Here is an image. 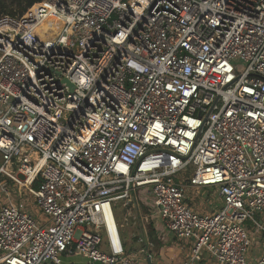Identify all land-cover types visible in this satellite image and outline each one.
<instances>
[{
    "label": "built area",
    "instance_id": "built-area-1",
    "mask_svg": "<svg viewBox=\"0 0 264 264\" xmlns=\"http://www.w3.org/2000/svg\"><path fill=\"white\" fill-rule=\"evenodd\" d=\"M0 158L2 193V177L18 187L0 208V264H139L132 225L152 262L154 217L190 241L179 264H250L245 223L264 238V0H46L2 15ZM187 185L223 205L193 212Z\"/></svg>",
    "mask_w": 264,
    "mask_h": 264
},
{
    "label": "rangeland",
    "instance_id": "rangeland-1",
    "mask_svg": "<svg viewBox=\"0 0 264 264\" xmlns=\"http://www.w3.org/2000/svg\"><path fill=\"white\" fill-rule=\"evenodd\" d=\"M234 65L237 68L239 74L243 73L247 65L241 59H236L233 61ZM70 114H64V120L66 121L69 118ZM32 158L34 160H38L39 155L33 154ZM1 159V158H0ZM13 173H16V170H13ZM193 174V169L190 172H186L183 176V182H186V179H189ZM1 185H8V189L11 192V198L7 197L6 194L2 193L1 186H0V208L3 205L10 204L11 201H17V185L9 180L6 177L1 178ZM187 203L192 209L193 212L202 215H212L217 210L221 208L223 205V201L218 193L217 189L212 191V187H190L187 185L185 189ZM139 195L142 199V205H144L149 212L145 211L147 215L153 214V212L157 211L155 206V198L153 195L149 193V190H140ZM30 200L32 198L30 197ZM32 208L31 211L34 214L35 218L39 222H44L47 218L43 215L39 209L31 204ZM256 220L264 222V212L258 213L255 216ZM156 225V231L153 227L150 226L148 220H145V226L147 229H153L154 231V238L150 236V238L154 241V247L151 248L150 254H152V264H159L160 261L165 260H172V264H179L181 261L187 259L190 255V241L176 238L173 234L169 233L166 227L159 223L157 219L154 217L152 218ZM254 223L247 222L245 223V228L247 229L249 236L252 240V244L249 247L248 251V260L250 264H256L257 260L252 259L251 257H257L259 255V249L255 247L254 237L258 234L254 232ZM137 233L138 236L141 235V231L136 229L133 225L128 226V228L124 231L123 235L126 238V241L129 243L128 252L132 258H134L139 264H148V254L146 251H141L142 245L138 242L137 239H134L132 234ZM153 235V232H152ZM263 252V250L261 249ZM259 259V258H258ZM206 262H202L199 264H216L215 259H208L206 258Z\"/></svg>",
    "mask_w": 264,
    "mask_h": 264
},
{
    "label": "trees",
    "instance_id": "trees-1",
    "mask_svg": "<svg viewBox=\"0 0 264 264\" xmlns=\"http://www.w3.org/2000/svg\"><path fill=\"white\" fill-rule=\"evenodd\" d=\"M46 0H0V17L2 15H11L22 17L27 13L34 5L40 4ZM36 14V9H32L26 16V20L32 19V16ZM34 189L38 188V183L33 185Z\"/></svg>",
    "mask_w": 264,
    "mask_h": 264
},
{
    "label": "crops",
    "instance_id": "crops-1",
    "mask_svg": "<svg viewBox=\"0 0 264 264\" xmlns=\"http://www.w3.org/2000/svg\"><path fill=\"white\" fill-rule=\"evenodd\" d=\"M213 191V189H212ZM261 222H263L261 220ZM264 223V222H263ZM150 225L151 227L154 228L155 223L154 221H150ZM258 235L254 237V243H255V247H257V249H259V255L257 257H251L254 260H257L258 258L262 257L264 255V238H262V234L261 233H257ZM129 244V243H128ZM261 249L263 250V252L261 251ZM161 263L163 264H172V260H165L162 261ZM63 264H96L91 262L89 259L83 257V256H77V255H65L63 257Z\"/></svg>",
    "mask_w": 264,
    "mask_h": 264
},
{
    "label": "water",
    "instance_id": "water-1",
    "mask_svg": "<svg viewBox=\"0 0 264 264\" xmlns=\"http://www.w3.org/2000/svg\"><path fill=\"white\" fill-rule=\"evenodd\" d=\"M70 86H71V88H72V90L74 89V87H73V85L72 84H70V83H68ZM148 264H152V262H151V260L150 259H148Z\"/></svg>",
    "mask_w": 264,
    "mask_h": 264
},
{
    "label": "bare ground",
    "instance_id": "bare-ground-1",
    "mask_svg": "<svg viewBox=\"0 0 264 264\" xmlns=\"http://www.w3.org/2000/svg\"><path fill=\"white\" fill-rule=\"evenodd\" d=\"M55 21H56L57 24H58L59 22H61V20H59V19H55ZM33 176H34V175L31 176V179L33 178ZM31 179H30V180H31Z\"/></svg>",
    "mask_w": 264,
    "mask_h": 264
}]
</instances>
